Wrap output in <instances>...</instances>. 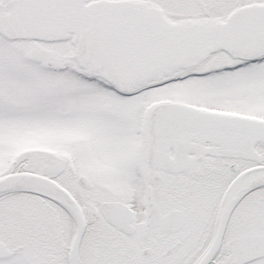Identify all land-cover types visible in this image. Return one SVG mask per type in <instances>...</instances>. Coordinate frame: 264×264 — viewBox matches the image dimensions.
Instances as JSON below:
<instances>
[{"label":"snow or ice","instance_id":"snow-or-ice-1","mask_svg":"<svg viewBox=\"0 0 264 264\" xmlns=\"http://www.w3.org/2000/svg\"><path fill=\"white\" fill-rule=\"evenodd\" d=\"M0 264H264V0H0Z\"/></svg>","mask_w":264,"mask_h":264}]
</instances>
